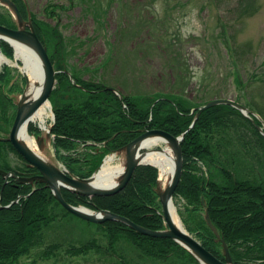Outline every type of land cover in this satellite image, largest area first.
Here are the masks:
<instances>
[{"label":"trees","instance_id":"1","mask_svg":"<svg viewBox=\"0 0 264 264\" xmlns=\"http://www.w3.org/2000/svg\"><path fill=\"white\" fill-rule=\"evenodd\" d=\"M13 2L27 19L23 0ZM5 10L7 13L0 15V24L16 28L10 12ZM32 19L52 63H57L56 69L68 71L67 44L62 34L57 28L38 22L34 15ZM0 51L13 59V48L7 42L0 41ZM81 73L78 70L72 73L74 83L67 73L57 74V84L50 97L55 116L52 133L56 160L78 178H90L107 155L136 139L143 130H163L175 137L181 136L191 126L197 108L203 105L192 103L182 95H123L120 98L106 90L101 82L83 80ZM14 79L12 68L1 69L0 136L14 121L13 96L20 91L19 83L24 82L20 79L13 82ZM253 119L261 124L258 119ZM30 130L40 132L35 126ZM181 146L183 173L175 197L185 202L186 230L214 256L221 255L215 235L204 220L203 199L213 225L232 256L236 255L240 262L247 259L245 264H264V218L258 215V221L254 223L253 216L248 213L254 206L264 210V136L238 110L221 105L200 115L194 127L187 131ZM7 150L16 154L11 145L0 142V169L19 171V167L7 161ZM157 181L158 169L139 166L128 186L115 196L84 197L65 189L62 194L74 206L111 211L150 230H164L162 208L155 193ZM4 182L0 175V194ZM0 206L3 207L0 209V264H17L44 244L46 231L59 219L75 218L45 185L39 183L31 187L12 178L3 190ZM217 207L219 214L215 211ZM85 223L105 233L106 254L108 258L116 257L118 264H131L119 249L116 250L121 238L146 259L162 262L181 259L199 264L173 240L146 237L118 222ZM62 247V243L51 244L42 255L45 259L56 257ZM65 250L72 257H84L93 251L99 252L100 246L92 239L79 245L69 243Z\"/></svg>","mask_w":264,"mask_h":264},{"label":"rangeland","instance_id":"2","mask_svg":"<svg viewBox=\"0 0 264 264\" xmlns=\"http://www.w3.org/2000/svg\"><path fill=\"white\" fill-rule=\"evenodd\" d=\"M25 1L38 22L62 34L68 70H79L83 80L101 82L128 96L182 95L195 104L231 99L258 114L264 123V0ZM5 9L0 3V15L7 13ZM17 63L22 68V60L0 65V72L5 66L12 68L13 82L23 79ZM94 69L97 73L93 74ZM50 104L45 123L29 125L40 128L44 138L54 121ZM48 143L43 152L58 163ZM154 148L163 149L164 144ZM7 151V161L21 167L22 160ZM125 163V156L116 155L114 165ZM174 202L186 229L185 202L178 197ZM92 239L97 240L99 252L84 257L66 253L69 243L79 245ZM54 243L63 247L56 257L45 259L42 253ZM106 243L98 227L76 217L59 219L46 231L44 244L17 264H118L116 257L108 258ZM117 249L131 264H191L181 259H146L123 238Z\"/></svg>","mask_w":264,"mask_h":264},{"label":"water","instance_id":"3","mask_svg":"<svg viewBox=\"0 0 264 264\" xmlns=\"http://www.w3.org/2000/svg\"><path fill=\"white\" fill-rule=\"evenodd\" d=\"M0 3L9 10L16 24V29L8 28L0 24V40L7 42L14 49V51L15 47L12 42L22 44L32 49L38 57V62L40 63L43 73L41 92L37 98L33 99L26 94V90L29 86L28 77L23 72L22 68H19L18 64L16 65V67L19 69L26 80V90L19 96L18 100L15 99L17 113L10 133L6 137H0V142L11 143L16 152L31 167L37 168L40 174L33 178H25L18 176L15 172H6L0 169V175L5 180L0 194V203L2 202L3 198V190L7 185L9 178L16 180L19 184L34 185L36 182H39L45 185V187L52 192L57 202L67 212L85 222L92 224L118 222L146 237L173 240L184 249H186L198 261L199 264H234L225 241L221 240L216 227L211 222L207 209L205 210L204 219L208 227L215 234L216 238L222 241L224 248V257L226 261L225 263L221 262L213 254L207 251L193 235L187 232L186 229H181L177 225H175L170 215V204L174 198V194L179 186L183 173V153L181 142L184 140L187 131L194 127L200 115L205 110L213 108L215 106H230L241 112L244 117L250 119L259 130V132L264 136V125H256L255 121L251 117H257L256 114L251 112L245 106L231 99H215L213 101L207 102L205 105L197 109L195 118L191 126L180 137H174L162 130L146 131L141 136L118 150L116 152V155H123L126 158L124 171L121 174L119 182L115 186L110 188H98L93 185L94 179L97 174H94L88 179L78 178L68 171L63 170L62 166L58 163L46 160L41 155L35 153L19 138V134L23 126L31 121V118L41 106L49 102V98L52 94V91L54 90L56 83V72L49 58L47 48L40 41L34 29L31 12L28 9V5V20H25L18 7L12 0H0ZM106 90L112 91L116 95H119V92L116 89L107 87ZM50 131L51 128H49L48 132L45 133V137L47 140H51ZM150 138L162 139L163 144L168 145L172 149L175 157L174 170L170 183L168 184V186L163 188L160 180H158L157 186L155 188V192L159 196L162 206L163 218L166 222V229L150 230L135 224L126 217L114 214L111 211H93L83 206H73L64 199L62 189L68 190L71 193L84 197H112L119 194L127 187L138 166L149 165L158 168L153 164L142 162L143 157L146 153H140L142 150L141 144L145 140ZM44 144V137H38L37 145L40 152L44 151ZM153 152L162 153L164 152V150L158 148ZM202 205L203 207L206 206V203L203 199ZM2 208L3 207L0 206V209Z\"/></svg>","mask_w":264,"mask_h":264},{"label":"bare ground","instance_id":"4","mask_svg":"<svg viewBox=\"0 0 264 264\" xmlns=\"http://www.w3.org/2000/svg\"><path fill=\"white\" fill-rule=\"evenodd\" d=\"M15 47V59L22 60L24 65L22 66L23 72L27 75L29 80V86L26 90V94L31 98H37L41 92V85L43 81V73L38 57L32 49L22 44L12 42ZM4 63H11L2 53L0 52V65ZM51 110V104L45 103L39 108V110L31 118V121L24 125L20 131L19 138L35 153L41 155L46 160H49L44 153H40L36 147V140L28 132V126L32 122L45 123L46 117L49 115ZM163 143L162 139L150 138L145 140L141 144L142 150H147L143 157L142 162L149 163L157 166L160 172V182L163 188L168 186L174 170V153L168 145H164V152H153L155 146ZM115 156H109L99 173L96 175L93 185L98 188H110L115 186L124 171V166L114 165ZM170 215L179 228L185 229L178 216L177 207L174 200L170 204Z\"/></svg>","mask_w":264,"mask_h":264},{"label":"flooded vegetation","instance_id":"5","mask_svg":"<svg viewBox=\"0 0 264 264\" xmlns=\"http://www.w3.org/2000/svg\"><path fill=\"white\" fill-rule=\"evenodd\" d=\"M56 65H57V63L55 62V63H53V66H54V68H55V70H56V73L57 74H60V73H66L64 70H57L56 69ZM104 68H106V64H105V66L103 67V69ZM57 76V75H56ZM24 86H25V83H21V85H20V91L19 92H16L15 94L17 95V94H21L22 92H23V89H24ZM123 108L125 109V110H127V106L125 105V104H123ZM16 112H17V108H16ZM15 116H16V113H15ZM15 119V118H14ZM14 122V121H13ZM54 122H55V120L53 121V125H54ZM53 125L51 126V127H49V128H51V131H50V133H51V140H47L46 139V137L44 138L45 139V144H44V150H45V148H46V143L47 142H49L48 143V145L50 146V147H52V149H53V151H54V155H55V158H56V153H55V149H54V146H53V143H54V135H53V133H52V129H53ZM12 126H13V123H12V125L9 127V129H8V131L7 132H5V133H3L2 135L3 136H7L9 133H10V131H11V129H12ZM31 127V126H30ZM30 127L28 128L29 130H28V132H29V134L31 135V136H35V137H37V139H38V137H42V136H40L41 135V132H39V133H37V131H31L30 130ZM49 128H48V130H49ZM145 131H148V129H146V130H143V132H141L140 133V135L141 134H143ZM139 135V136H140ZM37 139H36V144H37ZM133 141V140H132ZM7 144H9V145H11L12 146V144L11 143H7ZM38 146V145H37ZM12 148H13V146H12ZM39 152H40V150H39V148L37 149ZM142 152V151H141ZM40 153H44V152H40ZM45 154V153H44ZM110 155H114V152L113 153H110L109 155H107L105 158H104V160L105 159H107V157L108 156H110ZM16 156L20 159V160H22V162H23V164H22V166L21 167H19L20 168V170L18 171L17 170V172L16 171H13V172H15L18 176H21V177H25V178H33V177H35V176H38L39 174H40V172L38 171V169L37 168H35V167H31L22 157H20L19 155H17L16 154ZM104 160H103V162H104ZM103 162H102V164H103ZM101 164V165H102ZM100 168H101V166L99 167V170H100ZM27 169H30V172L29 171H27ZM98 170V171H99ZM97 171V172H98ZM14 180V179H13ZM8 182H9V179H8ZM17 182V181H16ZM8 184V183H7ZM37 184H39V182H37V183H35L34 185H30L31 187H35V186H37ZM261 208V207H260ZM216 210V212H218L217 214H219V208L217 207V208H215ZM248 213H249V215L250 216H253V221L252 222H254V223H256L257 221H258V215H261V219H263L264 217H263V215H264V210L261 208V209H259L258 210V208L256 207V206H254L253 208H250L249 210H248ZM220 235V234H219ZM220 237H221V235H220ZM221 239H223L222 237H221ZM215 242L217 243V248H220V251H221V255H219V256H216L221 262H223V263H225L226 261H225V257H224V248H223V244H222V241L221 240H218L217 238H216V236H215ZM229 249V252H230V255H231V258H232V261H233V263L234 264H245L244 262H246L247 261V259H244V262H240L239 261V259H238V257L235 255V256H232V254H231V251H230V248H228Z\"/></svg>","mask_w":264,"mask_h":264}]
</instances>
